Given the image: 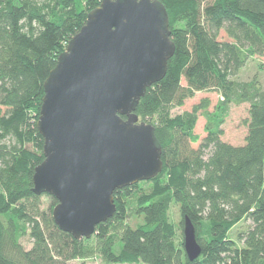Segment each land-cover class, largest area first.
<instances>
[{
    "label": "trees",
    "instance_id": "obj_1",
    "mask_svg": "<svg viewBox=\"0 0 264 264\" xmlns=\"http://www.w3.org/2000/svg\"><path fill=\"white\" fill-rule=\"evenodd\" d=\"M159 1L174 53L135 113L154 127L162 170L148 180V192L135 191L138 184L114 190L112 217L77 240L53 222L56 200L32 192L34 167L43 160L36 121L44 80L101 0H0V264H67L92 256L104 264H264V83L234 79L251 57L264 54V0ZM221 31L228 40L219 39ZM213 91L220 99L212 112L205 97L191 111L171 115L196 93ZM231 103L249 105L242 145L220 139ZM198 112L205 137L194 148ZM41 196L50 201L45 209ZM171 203L179 207L181 239ZM128 205L142 219L135 227L126 224ZM185 216L201 249L192 261L183 248ZM242 220L250 226L237 246L228 233ZM26 231L29 249L19 241Z\"/></svg>",
    "mask_w": 264,
    "mask_h": 264
},
{
    "label": "water",
    "instance_id": "obj_2",
    "mask_svg": "<svg viewBox=\"0 0 264 264\" xmlns=\"http://www.w3.org/2000/svg\"><path fill=\"white\" fill-rule=\"evenodd\" d=\"M173 53L159 0H101L44 80L36 121L43 160L32 192L56 200L53 222L74 239L90 238L112 217L114 190L161 172L154 127L135 108ZM183 248L190 261L201 250L186 216Z\"/></svg>",
    "mask_w": 264,
    "mask_h": 264
},
{
    "label": "rangeland",
    "instance_id": "obj_3",
    "mask_svg": "<svg viewBox=\"0 0 264 264\" xmlns=\"http://www.w3.org/2000/svg\"><path fill=\"white\" fill-rule=\"evenodd\" d=\"M84 2L85 0H80ZM219 39L228 40L224 32H220ZM256 78L260 81L261 84L264 83V54L255 55L251 57L246 65L240 70L237 77L234 79L236 81H247L250 79ZM182 85H185V81H181ZM207 97L210 101V106L208 110L212 112L218 100L220 99L219 94L215 91L213 92H205V93H196L192 98L185 100L184 104L181 107H174L171 109L170 113L172 116L183 113L184 111H191L192 106L197 104L202 98ZM248 103H240L234 104L231 103L228 105L226 115L224 117V121L221 125L222 134L220 135V139L226 143L231 145H242L244 143V138L247 132V127L244 120L248 117ZM205 118L197 113V118L194 124V134L198 137L196 142L191 144L192 147L197 148L201 142V140L205 137L204 125ZM137 187L134 190L138 192H148L151 184L148 181H140ZM135 184V185H136ZM41 208L45 209L48 207L50 201L47 197L41 196ZM128 217L126 219V224L130 227H135L137 224L141 223L142 219L137 217L132 210V207L128 205ZM131 211V212H130ZM169 217L176 228L177 237L181 239L182 231L180 229V212L179 207L175 203H171L169 210ZM250 226V222L247 220H242L237 223L228 233L230 239L235 241L237 246H241V242L239 241V236H241ZM28 231L20 237L19 241L25 249H29L31 247V239L28 235ZM67 264H104L98 256H92L85 259H73L67 262ZM143 264V263H138Z\"/></svg>",
    "mask_w": 264,
    "mask_h": 264
}]
</instances>
